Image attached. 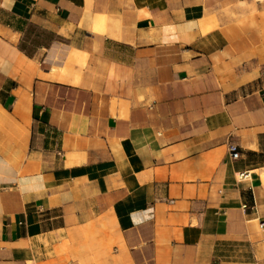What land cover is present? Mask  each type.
Segmentation results:
<instances>
[{"label":"crops","instance_id":"0c3cea01","mask_svg":"<svg viewBox=\"0 0 264 264\" xmlns=\"http://www.w3.org/2000/svg\"><path fill=\"white\" fill-rule=\"evenodd\" d=\"M262 220L264 0H0V264H264Z\"/></svg>","mask_w":264,"mask_h":264},{"label":"built area","instance_id":"2783aa9c","mask_svg":"<svg viewBox=\"0 0 264 264\" xmlns=\"http://www.w3.org/2000/svg\"><path fill=\"white\" fill-rule=\"evenodd\" d=\"M229 151H230V152H229V157H230L231 159H236V158H238L240 152H239L237 146H235V145H231V146L229 147ZM248 174H249L248 172L242 171V172H239L238 177H241V176H247ZM242 206L245 207L246 205L243 204ZM260 224H261L262 227H264V220H262V221L260 222Z\"/></svg>","mask_w":264,"mask_h":264}]
</instances>
